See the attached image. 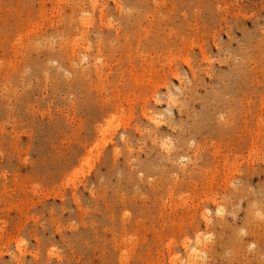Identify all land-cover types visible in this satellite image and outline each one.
<instances>
[{"label":"rangeland","instance_id":"374dc122","mask_svg":"<svg viewBox=\"0 0 264 264\" xmlns=\"http://www.w3.org/2000/svg\"><path fill=\"white\" fill-rule=\"evenodd\" d=\"M196 234L264 264V0H0V264H186Z\"/></svg>","mask_w":264,"mask_h":264},{"label":"bare ground","instance_id":"6f19581e","mask_svg":"<svg viewBox=\"0 0 264 264\" xmlns=\"http://www.w3.org/2000/svg\"><path fill=\"white\" fill-rule=\"evenodd\" d=\"M252 45H253V43H252ZM256 46V45H255ZM247 53H246V56H244L243 57V60H240V61H242L241 63H238V64H236V65H234L233 67H232V69H231V71L228 73V77H233V79H231V78H229L228 79V77H227V79L228 80H230V82H233V80H234V83H231L230 85H232V84H234L235 86H236V89H235V91L237 90V92H238V89H240V88H242L243 87V85L245 84V81L248 79V74L246 73V71L244 72V70H245V67H244V62H247V59H248V57H247ZM96 57H94L93 58V60L95 59ZM98 60V59H97ZM97 69V68H96ZM95 69V70H96ZM97 71V70H96ZM245 73L247 74V77H246V75H245ZM244 79H246V80H244ZM225 80V79H224ZM227 80V81H228ZM243 80H244V84H243ZM247 82V81H246ZM221 85H223L222 84V82H221ZM224 85H225V83H224ZM224 85L223 86H221V87H224ZM230 88H234V86L232 87V86H229ZM225 88V87H224ZM228 87H226V89H227ZM225 89V90H226ZM231 89V90H232ZM231 90H227V92L229 91V92H232ZM240 91H242L241 89H240ZM239 91V92H240ZM226 92V91H225ZM235 95V94H234ZM224 96V94H223V92L222 93H219V94H216V96H215V105H213V107H214V109L215 108H219V101H220V97H223ZM213 103V104H214ZM167 105H169V106H172V105H174V100H172V99H168L167 100ZM209 106V105H208ZM211 106V105H210ZM212 108V107H211ZM208 109H210V108H208ZM213 109V113H214V111L216 110H214ZM218 110V109H217ZM203 113H205L206 115H207V111H203ZM212 113V114H213ZM205 114H203V115H205ZM210 114H211V112H210ZM200 115H201V112H200ZM203 115H202V117H203ZM205 115V116H206ZM199 116V115H198ZM209 117L210 116H206L205 117V120L207 119H209ZM201 118V117H200ZM204 118V117H203ZM213 118V117H212ZM196 120V119H195ZM200 120V119H199ZM194 121V120H193ZM203 121V120H202ZM211 121V120H210ZM195 122V121H194ZM200 122V124L202 123L201 122V120L199 121ZM205 122V121H204ZM198 123V122H197ZM207 123V122H206ZM208 123H210V122H208ZM194 124V123H193ZM204 124V123H203ZM201 126V125H200ZM199 126V127H200ZM204 126V125H203ZM203 126H202V128H203ZM208 126H210V125H208ZM211 126H212V124H211ZM195 128V127H194ZM194 128H191V129H194ZM201 128V127H200ZM204 128H205V126H204ZM207 128H209V127H207ZM197 129V128H196ZM196 129H195V131H196ZM106 130H103V132H105ZM215 131H217V130H215ZM220 131H221V129H220ZM219 131V132H220ZM181 131H179V135H180V137H181V139H180V145L181 146H184V145H186L187 144V141L189 140V139H187L186 138V135H181L182 133H180ZM199 132H200V130H199ZM195 133V132H194ZM201 133V132H200ZM218 133V132H217ZM197 135H199V133L197 134ZM188 136H189V134H188ZM193 136H195V134L193 135ZM195 137H197V136H195ZM192 138V137H191ZM152 154V153H151ZM149 155V154H148ZM150 157V156H149ZM182 158H183V156H181ZM154 159V158H153ZM147 161H149L148 159H147ZM153 162H155L154 160H152ZM151 161V162H152ZM153 162H152V164H153ZM145 163V162H144ZM147 163V162H146ZM145 163V164H146ZM145 164H143V165H145ZM149 165L151 164L150 162L148 163ZM155 164V163H154ZM143 165H141V167L143 166ZM146 166H148V165H146ZM153 166V165H152ZM140 167V166H139ZM144 167V166H143ZM146 167H144V169H145ZM146 170V169H145ZM141 171H142V169H141ZM183 178L184 177H186L185 175H183L182 176ZM130 179V178H129ZM144 181L146 182V180L144 179ZM129 182V181H128ZM145 185H146V183H145ZM157 185V184H156ZM150 187H153V186H150ZM173 187H175V185L173 186ZM149 188V187H148ZM154 188H157V186H155ZM237 192V191H236ZM231 195V194H230ZM253 198V197H252ZM244 199V198H243ZM243 199H242V201H243ZM209 201H210V203H214L215 201L212 199V198H210L209 199ZM212 201V202H211ZM219 203V202H218ZM215 204L216 203H214V206H215ZM237 207V206H236ZM218 208V207H217ZM235 208V207H234ZM234 208H233V210H234ZM220 209V208H219ZM238 210V212H239V209H237ZM250 210V209H249ZM217 210H215L214 212H216ZM220 211V210H219ZM219 211H218V213H219ZM233 212V211H232ZM235 212V211H234ZM215 214V213H214ZM228 215V214H227ZM234 216H235V214H233ZM215 216V215H214ZM204 217V216H203ZM210 217V216H209ZM205 218V217H204ZM203 218V220H205ZM223 217H221L220 218V220H223L222 219ZM211 219V217L209 218V221H211L210 220ZM215 219H216V216H215ZM242 219H244V218H242ZM202 220V221H203ZM219 220V219H218ZM219 220V221H220ZM214 221V220H213ZM212 222V221H211ZM210 222V223H211ZM221 222V221H220ZM254 222V221H253ZM256 222V221H255ZM259 222H260V220H259ZM216 223V227L217 228H219L220 226V224H225V223H219L218 221H216L215 222ZM204 224H206V225H208V221H205V223ZM213 224V223H212ZM212 224H210V226L212 225ZM123 225V224H122ZM121 225V226H122ZM214 225V224H213ZM212 225V226H213ZM248 225V223H247V221H246V226ZM223 226V225H222ZM249 227V226H248ZM205 228H208V227H205ZM234 231H236V230H234ZM245 232V231H244ZM246 233V232H245ZM236 235L237 234H235V238H237L236 237ZM242 235V234H241ZM233 236V235H232ZM238 236V235H237ZM203 236H200V235H198V234H196L195 236H194V243H193V245H192V247H189L188 248V245H186L185 247H184V249H185V251H186V253L188 254L187 256H188V258L189 259H187V262H186V264H199V263H202V262H200L201 260H196V259H193L195 256H197L199 259L201 258L200 257V253H203V248H205L204 246H206V245H204L203 244V242H202V239L204 238H202ZM220 240H222V239H216L215 241L216 242H213L212 244H210V246H209V248L207 249L206 248V250H209V252H212V251H215V257L214 258H212V260H211V262L212 263H210V264H216V261L215 260H218L219 259V255H220V251H218L217 249H216V247L217 246H220L221 244V241ZM80 241V240H79ZM186 242V241H185ZM220 242V243H219ZM77 243H78V241H77ZM187 243V242H186ZM184 246V245H183ZM222 247H220L219 248V250L221 249ZM263 249H264V247H262ZM198 250V251H197ZM205 251V250H204ZM205 253V252H204ZM247 254V253H246ZM244 255V254H243ZM212 257H213V255H212ZM213 261H214V263H213ZM220 262H221V260H219ZM228 262H229V264H232V262H233V260H232V258H229L228 260H227ZM239 262V261H238ZM218 263V262H217ZM223 263V262H222ZM221 263V264H222ZM185 264V263H184ZM240 264V263H239Z\"/></svg>","mask_w":264,"mask_h":264}]
</instances>
